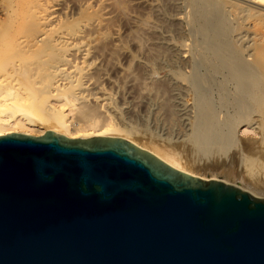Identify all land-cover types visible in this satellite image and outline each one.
Here are the masks:
<instances>
[{"label":"bare ground","instance_id":"bare-ground-1","mask_svg":"<svg viewBox=\"0 0 264 264\" xmlns=\"http://www.w3.org/2000/svg\"><path fill=\"white\" fill-rule=\"evenodd\" d=\"M89 1L74 0L70 7L59 0H0V135L17 130L30 135L23 127L41 121L48 128L36 130V136L52 131L77 140L118 137L195 176L180 163L177 150L165 145L172 138L168 135L175 133L200 158L214 152L226 157L234 148L235 163L249 167L255 155L245 153L247 146L254 154L264 149V25L260 23L264 4L259 0H179L188 10L177 21L183 23L190 41L163 37L168 53L159 45L149 54L156 60L154 67L166 63L172 67L165 76L169 94L163 93L166 87L159 83L156 69L147 66L148 79L128 78V85L137 88V94L128 99L124 82L113 80L112 90L103 88L105 74L101 77L99 62L103 56L95 48L107 38L106 16L90 10ZM108 2L99 0L100 9ZM68 8L77 16L68 17ZM58 10H63L64 17ZM143 40L138 39L142 52ZM182 92L190 95L189 101L180 99ZM134 103L143 110L145 125L150 119L155 128L168 133L161 137L152 132L165 143L163 147L142 146L130 138L132 126L118 125L119 120L137 116ZM251 126L257 128V139L246 143L242 134Z\"/></svg>","mask_w":264,"mask_h":264},{"label":"water","instance_id":"water-1","mask_svg":"<svg viewBox=\"0 0 264 264\" xmlns=\"http://www.w3.org/2000/svg\"><path fill=\"white\" fill-rule=\"evenodd\" d=\"M0 264H264V195L118 137L2 134Z\"/></svg>","mask_w":264,"mask_h":264},{"label":"rangeland","instance_id":"rangeland-1","mask_svg":"<svg viewBox=\"0 0 264 264\" xmlns=\"http://www.w3.org/2000/svg\"><path fill=\"white\" fill-rule=\"evenodd\" d=\"M59 1L63 2L64 3L63 5H65L67 2V5H69L70 7L71 6L73 7L75 4L74 0H63V1L59 0ZM69 1H72L71 2L72 5L69 4L70 3ZM259 1L261 4L262 3L264 4V0H259ZM89 3H91L90 5L92 6V8L89 7L90 10L95 11L94 13L97 12L96 10H98V12L102 11L106 16V18H104L105 16L103 18L105 19L107 24L106 25L107 38L105 39V42H103L104 45L99 44L100 46L97 45V47L95 48L97 49L95 50L96 52H100L101 50V54L103 56L102 59H99L101 60L99 61L100 64L102 63L101 77L105 74L102 77V84L104 85L103 88H105L106 90H110L111 88L110 85H112L114 81H116V83L124 82L123 94L125 95L128 94L129 96L128 99H131L130 98L131 94L132 96H134L133 94L135 95L137 94V88H135L136 86L132 87L131 85H128L127 83L128 78L132 77L135 78L137 81L141 80V78L148 79L147 76L148 74L147 69H149L148 67L156 69L155 74L157 75V78L159 77L158 78L160 80L159 83L162 81L163 83L162 87L163 88L166 87L167 84L165 82L166 80L165 76L172 67H170V65H168L167 63L160 67L158 66L154 67L156 60L154 61L152 59L153 57L150 56L149 54L151 52L152 55V51L156 50L155 48H157L159 45L161 46L158 47L160 50L165 52L168 51L163 46L165 42L164 40L167 38V36L168 38L171 37L170 39L177 42L190 41L189 39H191V37H189L188 34L185 33L187 36L185 37L184 29L186 28L183 26V23L181 24V22H178L180 18L179 16L180 15L182 16L184 13H186L188 7L186 5H181L179 0H174V1L173 0H109V2L104 7L105 9L103 8L102 10L100 9L99 0H90ZM181 7L184 8L182 9ZM58 11L63 12V10H58ZM73 12L69 11L68 8L67 16L68 17L77 16L75 15L77 14V11H73ZM103 13H101V15ZM61 14L62 17H64L65 13L63 12ZM261 22H262L261 25H264V19L261 20L260 23ZM140 38L144 39L143 41L146 47L145 51L147 50L146 52L145 51L142 52L139 47L138 39ZM172 58L174 59L175 56H172ZM176 68L183 69L180 67H176ZM123 71L124 73H122ZM144 73L146 75H144ZM127 75L129 76L127 77ZM162 91L166 95L169 94L168 93L169 90L167 89V87L166 89L165 88L162 89ZM188 96L190 97V95L182 92V94L180 95V99L187 98V100L189 101L190 99ZM133 101L134 98L132 99V102ZM133 106L135 111H137V116H133L131 118L127 117L124 118L125 120L122 119V121L116 119V121L119 120L118 125H120L121 128H126L128 125H129L128 128L132 126L131 129L132 133L130 135V138L134 139L138 144L142 146H145L150 149L153 148L154 145H158L160 148L163 147L162 143L164 142L156 139L152 135V132L155 130V132H158V134L161 135V137L167 136L168 133L160 131L159 128L158 129L155 128L152 121H150V119H149L150 123L148 122L149 124L147 123L145 125V123L142 121V115H144L143 110L138 105H135V103ZM120 121L123 124L120 123ZM47 125L48 123L39 121L37 123H34V126H27V127L24 126L23 129H27L31 131L32 133L30 135H35L36 130L48 128ZM14 132L21 133L18 130ZM173 134L177 136H174ZM173 134H172L173 136L171 134L168 135L169 138L172 137L170 139L169 144L168 143L166 144L164 143V144L166 145V147L169 145V147L171 148L170 150L172 151L174 150L173 152L177 150L175 152L176 157L178 158L180 163L193 175L200 177L203 180L219 179L221 181L222 180L231 181L237 183L242 189L246 191H249L256 195H264V149L259 151L257 154H254L247 146V148L245 149V153L248 155L252 154V156L255 155V159L252 161V163H249V167L248 165H244L243 167L242 165L239 166L237 162L235 163L234 161L235 160L233 156L235 152L234 148H230L228 150L230 153L228 152L226 153L228 155V156L225 155L227 158L222 156L224 154H217L214 152L209 155L210 159L208 157H207L208 160L205 157L203 158L201 157L202 158L201 159L200 156H198L192 150L190 144L186 140H184V138H180L181 135L175 133ZM256 134H257V128L254 127L252 128L251 126L248 128L247 131H245L242 134V139L245 140L246 143L247 142L250 143L252 140L257 139ZM218 155L219 157H217Z\"/></svg>","mask_w":264,"mask_h":264}]
</instances>
